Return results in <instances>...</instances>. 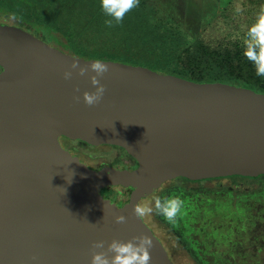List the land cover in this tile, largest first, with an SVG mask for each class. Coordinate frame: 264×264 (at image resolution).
Instances as JSON below:
<instances>
[{"label": "water", "instance_id": "95a60500", "mask_svg": "<svg viewBox=\"0 0 264 264\" xmlns=\"http://www.w3.org/2000/svg\"><path fill=\"white\" fill-rule=\"evenodd\" d=\"M74 60L95 59L0 25V264H90L94 241L141 234L153 240L151 264H174L133 206L179 178L263 176L264 94L103 60L106 92L88 107V76L63 78ZM61 137L119 147L138 166L91 169ZM111 187L132 189L128 201L104 198Z\"/></svg>", "mask_w": 264, "mask_h": 264}, {"label": "rangeland", "instance_id": "374dc122", "mask_svg": "<svg viewBox=\"0 0 264 264\" xmlns=\"http://www.w3.org/2000/svg\"><path fill=\"white\" fill-rule=\"evenodd\" d=\"M237 5L241 13H236ZM262 6L264 0H140L122 24L109 28L100 0H0V25L21 28L75 57L168 74L184 69L186 51L199 45L215 54L244 50L246 28ZM67 146L95 170L134 165L115 146ZM169 196L184 201V214L175 225L153 214L148 224L175 264H264V185L178 181L144 203ZM125 198L117 196L119 201Z\"/></svg>", "mask_w": 264, "mask_h": 264}, {"label": "clouds", "instance_id": "9594fccd", "mask_svg": "<svg viewBox=\"0 0 264 264\" xmlns=\"http://www.w3.org/2000/svg\"><path fill=\"white\" fill-rule=\"evenodd\" d=\"M139 4L140 0H100L101 10L106 17L104 24L109 28L122 24L124 18ZM235 11L241 13L243 9L237 5ZM243 43L245 58L254 65L258 76H264V6L261 7L255 22L247 26ZM109 70L108 63L102 59H95L87 66L74 60L69 70L63 73V78L66 81L71 80L74 72L81 77L88 76L94 91H84L82 98L86 106L94 107L104 97L106 88L100 81ZM74 92L79 93L80 89L77 87ZM73 100L79 103L81 96L74 95ZM184 207V201L179 196L163 199L156 197L153 202L135 204L133 213L140 219L153 214L160 215L169 224L175 225L184 214ZM126 222L127 218L124 215L115 217L117 224ZM105 244L103 240L92 243L90 264H151L150 250L153 248V240L148 235H134L127 241L114 238L106 247Z\"/></svg>", "mask_w": 264, "mask_h": 264}, {"label": "trees", "instance_id": "16d2710c", "mask_svg": "<svg viewBox=\"0 0 264 264\" xmlns=\"http://www.w3.org/2000/svg\"><path fill=\"white\" fill-rule=\"evenodd\" d=\"M23 25L22 23H20ZM30 29L29 27L23 25ZM244 50L235 49L233 51L221 52L219 54L209 53L207 50L199 45L194 49H189L185 53L184 69L181 71L167 72L180 78L191 80L198 83H215L221 82L225 84L235 85L247 89L254 90L258 93L264 94V76H258L254 65L249 62L244 54ZM190 182L187 179H178V181ZM231 180L233 182H259L264 185V175L257 178L233 176L222 179H212L201 182H219ZM193 184V182H190ZM132 189H124L122 187L106 188L102 193L111 196L114 193L127 194L129 196ZM236 195L240 194L237 190ZM152 196L144 201L151 199ZM143 201V202H144ZM149 217V216H148ZM148 217L143 218L148 224ZM263 248V247H260Z\"/></svg>", "mask_w": 264, "mask_h": 264}, {"label": "flooded vegetation", "instance_id": "af4514ba", "mask_svg": "<svg viewBox=\"0 0 264 264\" xmlns=\"http://www.w3.org/2000/svg\"><path fill=\"white\" fill-rule=\"evenodd\" d=\"M0 71H1V69H0ZM74 142H79V143H81V144H84V145H86V146H88V147H91V148H94L93 146H90V145H88V144H86V143H84V142H81V141H71V140H69V139H67V138H65V137H61L60 138V143H61V145H62V147L64 148V149H66V150H68V151H70V149H69V146H67L68 144H71V143H74ZM104 146H107V145H104ZM101 147V146H100ZM112 147V146H111ZM117 148H119V147H117ZM121 151H124L123 149H121V148H119ZM71 152V151H70ZM71 154L72 155H74L72 152H71ZM74 156H76V155H74ZM80 158V157H79ZM80 160H81V158H80ZM131 160H132V162L134 163V165L133 166H131V167H126V169H130V170H132V169H135V168H137V166H138V164H137V162L133 159V158H131ZM82 161V160H81ZM83 162V161H82ZM84 163V162H83ZM86 164V163H85ZM90 167V166H89ZM91 168V167H90ZM91 169H93V168H91ZM97 170H99V169H97ZM228 178V177H227ZM179 179H183V178H179ZM219 179H222V178H219ZM210 180H212V179H210ZM183 181V180H182ZM203 181H206V180H203ZM173 182H178V179H176V180H173V181H169V182H167L166 184H164V186L160 189V190H162L166 185H168L169 183H173ZM185 182V181H184ZM190 182H193V184H196L195 182H201V181H190ZM190 182H186V183H188V184H191ZM216 182V181H215ZM160 190H158V191H156L153 195H151V196H154L157 192H159ZM103 191H104V189H103ZM102 191V192H103ZM101 192V194L103 195V197L104 198H106V199H110V200H112L113 202H115V203H117L119 206H122L123 204H125L127 201H128V198H129V196H126L127 194L125 193V194H121V193H114V194H111V196H109V195H105L104 193H102ZM118 195H120V196H123L125 199L123 200V201H119L118 199H117V196ZM150 197V196H149ZM148 197V198H149ZM147 199V198H146ZM145 199V200H146ZM144 201V200H143ZM142 201V202H143ZM149 225V224H148ZM150 226V225H149ZM151 228V227H150ZM153 230V229H152ZM154 231V230H153ZM155 233V232H154ZM156 234V233H155ZM157 236V235H156ZM158 237V236H157ZM159 238V237H158ZM160 239V238H159ZM161 240V239H160ZM163 243V242H162ZM164 244V243H163ZM164 246H165V248L167 249V251H168V253H169V256H170V258L172 259V261H173V263L175 264V262H174V259H173V256L171 255V253H170V251H169V249L166 247V245L164 244ZM202 250H204V249H202Z\"/></svg>", "mask_w": 264, "mask_h": 264}]
</instances>
